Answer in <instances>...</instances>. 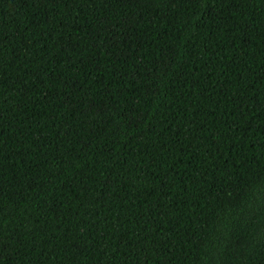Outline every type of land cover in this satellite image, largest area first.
<instances>
[{
	"label": "trees",
	"instance_id": "16d2710c",
	"mask_svg": "<svg viewBox=\"0 0 264 264\" xmlns=\"http://www.w3.org/2000/svg\"><path fill=\"white\" fill-rule=\"evenodd\" d=\"M0 264H264V0H0Z\"/></svg>",
	"mask_w": 264,
	"mask_h": 264
}]
</instances>
